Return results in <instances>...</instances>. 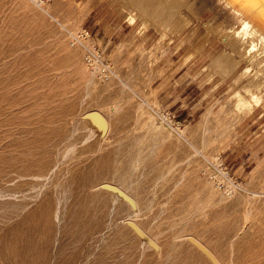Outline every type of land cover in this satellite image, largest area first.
<instances>
[{"label":"rangeland","instance_id":"374dc122","mask_svg":"<svg viewBox=\"0 0 264 264\" xmlns=\"http://www.w3.org/2000/svg\"><path fill=\"white\" fill-rule=\"evenodd\" d=\"M144 1L0 0V264H264L263 45L224 1Z\"/></svg>","mask_w":264,"mask_h":264},{"label":"built area","instance_id":"2783aa9c","mask_svg":"<svg viewBox=\"0 0 264 264\" xmlns=\"http://www.w3.org/2000/svg\"><path fill=\"white\" fill-rule=\"evenodd\" d=\"M29 1L38 7H45L53 0ZM69 44L80 50L85 66L101 81L108 82L114 78L115 72L106 51L91 30L85 28L76 33H70ZM205 174L214 186L226 195L232 196L243 189L241 183L232 175L229 167L221 160L210 164Z\"/></svg>","mask_w":264,"mask_h":264},{"label":"bare ground","instance_id":"6f19581e","mask_svg":"<svg viewBox=\"0 0 264 264\" xmlns=\"http://www.w3.org/2000/svg\"><path fill=\"white\" fill-rule=\"evenodd\" d=\"M144 1V0H142ZM157 1H159V3H157ZM194 1V0H193ZM219 1H224L226 3V8L227 9H233L234 12L240 14L242 17V28L241 30H238L235 34H234V37L238 36V35H242L243 32H247L250 33V35L252 34V39L254 41L257 40L258 45L259 47L262 46V48L260 49V51L262 50V53L264 54V0H219ZM185 0H146L144 1L143 3H140V7L141 8H146L148 10V8H163V9H171L172 8H180V7H184L185 5L188 6H193L194 3L192 2L191 4H186L184 3ZM189 2V1H188ZM161 10V9H160ZM165 11V10H164ZM169 12V11H168ZM194 13V12H193ZM176 20V19H175ZM180 20V19H179ZM169 21V20H168ZM178 21V20H177ZM176 21V22H177ZM182 21V20H181ZM184 21V20H183ZM170 23V22H169ZM174 23V22H173ZM181 23V22H180ZM185 23V22H184ZM189 23V22H187ZM227 24V22H226ZM181 25V24H180ZM247 36V35H246ZM237 38V37H236ZM242 38H244V35H242ZM242 38L240 37L241 39V42H242ZM239 39V38H238ZM250 39V38H248ZM252 40V41H253ZM245 41V39H244ZM247 41V40H246ZM245 41V43L247 44V42ZM249 41V40H248ZM251 41V42H252ZM249 42V43H251ZM248 43V45H249ZM256 45L254 42L252 43V45ZM245 45V44H244ZM251 45V44H250ZM243 46V45H242ZM244 47V46H243ZM252 47V46H251ZM258 47V46H257ZM250 48V46H249ZM249 50V49H248ZM246 50V51H248ZM245 51V52H246ZM249 52V51H248ZM247 52V53H248ZM252 52V49L251 51ZM254 52V51H253ZM257 53V52H255ZM261 53V54H262ZM243 54V53H242ZM246 55V54H245ZM248 56V54H247ZM256 56V55H255ZM251 56H249L250 58ZM257 58V56H256ZM259 58V57H258ZM245 59H246V56H245ZM255 59V57H254ZM260 60V58L258 59ZM257 60V61H258ZM256 61V62H257ZM254 62V61H253ZM234 71V70H233ZM86 120L89 122V123H94L96 119H94L91 115H88L86 117ZM97 122V121H96ZM95 122V123H96ZM99 123V122H98ZM105 188H109L111 189L112 187L109 186V185H104ZM103 187V186H102ZM111 187V188H110ZM130 201V203L133 205V206H136V202L131 200V199H128ZM128 201V202H129ZM133 208V207H132ZM192 237V236H191ZM194 239V238H192ZM197 242V240H196ZM194 243V242H193ZM199 243V242H198ZM195 244V243H194ZM197 244V243H196ZM195 244V245H196ZM199 246V245H197ZM202 246V245H201ZM204 247V246H203ZM201 247V248H203ZM199 248V247H198ZM205 251H209L206 247L203 248ZM202 250V249H201ZM217 261V260H216ZM233 262V261H231Z\"/></svg>","mask_w":264,"mask_h":264},{"label":"water","instance_id":"95a60500","mask_svg":"<svg viewBox=\"0 0 264 264\" xmlns=\"http://www.w3.org/2000/svg\"><path fill=\"white\" fill-rule=\"evenodd\" d=\"M94 119H96V121H98L100 124H103L105 126L106 122L104 120V118L98 114V113H92L90 114Z\"/></svg>","mask_w":264,"mask_h":264}]
</instances>
